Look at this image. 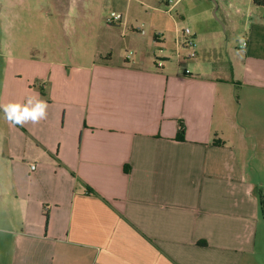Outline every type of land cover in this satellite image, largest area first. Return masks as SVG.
Masks as SVG:
<instances>
[{"label":"crops","instance_id":"1","mask_svg":"<svg viewBox=\"0 0 264 264\" xmlns=\"http://www.w3.org/2000/svg\"><path fill=\"white\" fill-rule=\"evenodd\" d=\"M215 1L233 10L224 22L242 23L231 54L222 33L200 32L201 20L166 15L176 2L139 20L148 37L128 28L141 38L127 40L132 59L108 50L65 67L9 53L0 264H264V167L257 175L248 154L264 151V6ZM42 103L38 122L4 118L5 105Z\"/></svg>","mask_w":264,"mask_h":264},{"label":"rangeland","instance_id":"2","mask_svg":"<svg viewBox=\"0 0 264 264\" xmlns=\"http://www.w3.org/2000/svg\"><path fill=\"white\" fill-rule=\"evenodd\" d=\"M235 1L245 5L252 3V0ZM163 2H176L178 7L166 15L178 21L181 16L201 20L197 26L201 33H222L224 46L227 45L230 54L237 51L243 41L239 18L224 22L222 11L225 10L230 16L233 10L226 5H221L218 10L215 0H0V67L6 65L9 53L22 60L49 62L65 67L87 65L93 53L108 50L113 55L117 53L132 59L135 57V48L127 40L131 37L137 40L141 38L128 28L133 26L134 29H142L145 33L143 38L148 37L151 30L147 24L140 26L139 20H148L154 15L151 6L159 7ZM112 13L121 15V26L108 30L105 21L111 20ZM180 26L184 29L186 23ZM114 37L119 40L118 47L111 44ZM170 48L163 49L162 55L171 57ZM149 52L161 55L156 48H151ZM219 56L222 61L227 60L224 50ZM224 65L226 67V63ZM248 154L253 157L258 175V170L262 171L264 167V151L251 149Z\"/></svg>","mask_w":264,"mask_h":264},{"label":"clouds","instance_id":"3","mask_svg":"<svg viewBox=\"0 0 264 264\" xmlns=\"http://www.w3.org/2000/svg\"><path fill=\"white\" fill-rule=\"evenodd\" d=\"M47 107L46 103L37 104L35 107L29 109L24 107L21 110L19 104H9L3 106L4 118L13 124L23 125L25 120L31 119L33 122H38L45 117L44 109Z\"/></svg>","mask_w":264,"mask_h":264},{"label":"built area","instance_id":"4","mask_svg":"<svg viewBox=\"0 0 264 264\" xmlns=\"http://www.w3.org/2000/svg\"><path fill=\"white\" fill-rule=\"evenodd\" d=\"M169 3V2H168ZM121 19V15L120 14H111V20L107 19V23L110 24L112 22H116L118 20ZM143 33V32H142ZM182 42L184 44L185 47H193V40L190 36V30L188 28H185L182 30ZM160 65V63H158V66ZM31 170L35 169V165H31L30 166Z\"/></svg>","mask_w":264,"mask_h":264},{"label":"trees","instance_id":"5","mask_svg":"<svg viewBox=\"0 0 264 264\" xmlns=\"http://www.w3.org/2000/svg\"><path fill=\"white\" fill-rule=\"evenodd\" d=\"M253 4L256 6H264V0H253ZM176 139L180 141L184 140V126L182 122H180L178 125V130L176 132ZM259 204H260V209L263 212V202L260 200Z\"/></svg>","mask_w":264,"mask_h":264}]
</instances>
